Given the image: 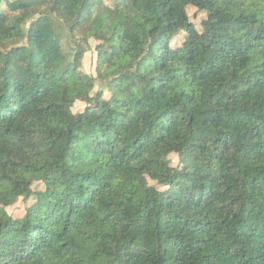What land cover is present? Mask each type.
<instances>
[{"label":"trees","instance_id":"obj_1","mask_svg":"<svg viewBox=\"0 0 264 264\" xmlns=\"http://www.w3.org/2000/svg\"><path fill=\"white\" fill-rule=\"evenodd\" d=\"M29 199L0 264H264V0H0V208Z\"/></svg>","mask_w":264,"mask_h":264},{"label":"rangeland","instance_id":"obj_2","mask_svg":"<svg viewBox=\"0 0 264 264\" xmlns=\"http://www.w3.org/2000/svg\"><path fill=\"white\" fill-rule=\"evenodd\" d=\"M107 3L109 5H112L111 1H107ZM188 14L190 16L191 21L194 23V25L200 29L201 26V22L203 21V19L205 18V14L202 12H199L196 8L194 7H189L188 8ZM109 37L106 36L104 37L103 42L101 43V40H96V41H91V50L86 54L84 61H83V69L86 73L91 74V75H96V61H97V51H96V47L97 45H101L103 49L109 50V51H115L116 48L115 46L112 44V42L108 41ZM185 41V34L182 33L179 37H177L174 41H173V46L175 47H181L183 45ZM193 46V45H192ZM192 46L191 47H184L183 52H182V56H181V64H185L186 60L190 54V52L192 51ZM12 76H18L21 79H24L25 82L27 81V75H22V72L20 73V68H16L13 72H12ZM106 99H109L110 97V93L106 92ZM86 105L82 102H77L75 107H74V112H82L85 109ZM171 159L173 161V166H178V162L179 159L177 157V155H172ZM43 187L40 184H36L34 189L35 190H41ZM34 205V200L33 199H29V200H20L18 201L15 205H13L12 207L5 209V208H0V216H4V215H10L14 218H21L25 215V212L27 210V208H31Z\"/></svg>","mask_w":264,"mask_h":264}]
</instances>
